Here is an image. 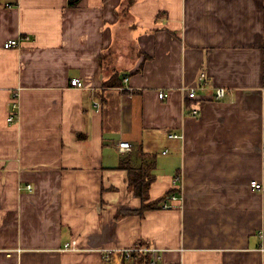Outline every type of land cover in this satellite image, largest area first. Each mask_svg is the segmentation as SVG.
<instances>
[{
	"label": "crops",
	"instance_id": "0c3cea01",
	"mask_svg": "<svg viewBox=\"0 0 264 264\" xmlns=\"http://www.w3.org/2000/svg\"><path fill=\"white\" fill-rule=\"evenodd\" d=\"M202 72L208 89L186 98ZM114 75L133 91L105 86ZM153 160L149 202L182 200L140 213L124 168ZM253 181L264 0H0V264H131L135 246L162 264H264Z\"/></svg>",
	"mask_w": 264,
	"mask_h": 264
},
{
	"label": "built area",
	"instance_id": "2783aa9c",
	"mask_svg": "<svg viewBox=\"0 0 264 264\" xmlns=\"http://www.w3.org/2000/svg\"><path fill=\"white\" fill-rule=\"evenodd\" d=\"M20 44L21 43H20L19 39H12V40L7 41L4 44V48L5 49H9V48H13V47H19ZM128 82H129V79L125 78L124 79V83H128ZM208 85H209V77L206 74V72H202L200 74V76L198 78V81H197L195 86H193V87H184V88H182V90L185 93V97L186 98H188L190 100H197L198 96H199L198 92L208 89ZM71 86H73L75 88H78V89L86 88L85 82L82 81L79 78L72 79L71 80ZM121 89L122 90L133 91V89L131 87H128L126 89H125V87H122ZM227 94H228V90L226 88H222L221 87V88H218L216 90L215 98L217 100H221V99L225 98ZM18 96H19V92L16 91L13 94V102L14 103H13V107H12V110H11V114L9 116V121L10 122H14L15 121L16 116L18 115V112H19V109H20V106H19V103H18ZM168 97H169V93L168 92H165V91L159 92V98L161 100L167 99ZM95 104L98 107H101V99L97 100ZM191 110H192V114L193 115H195V116L199 115V110L198 109L192 107ZM169 136L172 139H183L182 135H179V134H176V133H171ZM118 145H119V150L121 152H123V153L133 151V146H132V144L130 142L121 141ZM251 186L253 188H256V189H259V190L260 189L261 190L264 189L263 184H261L258 181H253L251 183ZM27 188H28V190H32V187L30 185H28ZM181 200H182V197H177L175 195L174 196H170L167 200H165L163 202L162 207L166 208V209L171 208V207L175 206L176 202H179ZM66 247L68 248L69 245H67ZM120 252L123 255V257L125 259H127V260L132 259L134 254L147 253L150 256V264H162L161 251L158 248H155V247L135 246L133 248L122 249V250H120Z\"/></svg>",
	"mask_w": 264,
	"mask_h": 264
},
{
	"label": "trees",
	"instance_id": "16d2710c",
	"mask_svg": "<svg viewBox=\"0 0 264 264\" xmlns=\"http://www.w3.org/2000/svg\"><path fill=\"white\" fill-rule=\"evenodd\" d=\"M76 2V1H75ZM75 2L72 3V5H75ZM124 85V79L117 78V75H114L111 79H109L107 82H105V86H123ZM125 167L124 165L122 166ZM155 167V162L150 161L148 163H145L144 166L140 168H132L131 166H128L127 168L129 171V186L131 190L134 192V194L139 197L143 201V206L139 210L140 213H143L147 210L157 209L159 206L162 205V203L165 201L166 197L163 198V200H160L159 202L150 201V185L153 181V175L151 174V169ZM170 196V195H169ZM129 213V212H128ZM131 264H150V256L147 253H137L134 254Z\"/></svg>",
	"mask_w": 264,
	"mask_h": 264
}]
</instances>
